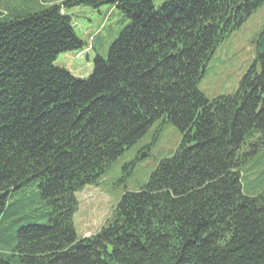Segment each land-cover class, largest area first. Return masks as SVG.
Instances as JSON below:
<instances>
[{"label":"trees","instance_id":"obj_1","mask_svg":"<svg viewBox=\"0 0 264 264\" xmlns=\"http://www.w3.org/2000/svg\"><path fill=\"white\" fill-rule=\"evenodd\" d=\"M16 1L0 11V264H264V189L246 194L240 170L247 139L264 143V53L234 93L198 88L264 0ZM102 4L129 23L77 78L54 63L86 44L67 9ZM161 117L182 133L174 154L79 237L77 192Z\"/></svg>","mask_w":264,"mask_h":264},{"label":"rangeland","instance_id":"obj_2","mask_svg":"<svg viewBox=\"0 0 264 264\" xmlns=\"http://www.w3.org/2000/svg\"><path fill=\"white\" fill-rule=\"evenodd\" d=\"M152 1L159 8L166 0ZM57 2L59 0H55ZM16 3V0H0V11L5 12L4 6L12 7ZM67 10L73 18L76 34L86 42L85 48L90 46L91 50L81 56L78 53L83 49L61 52L54 63L69 69L77 78L84 79L93 72L97 53L104 57L108 55L110 44L129 20L110 4L97 8L75 5ZM263 25L264 5L222 39L198 82V88L206 98L213 99L236 91L241 78L253 64L257 45L255 35ZM257 138L255 135L247 139L242 148V151L248 152L247 160L240 166L243 190L248 195L264 189V143L253 152ZM181 139L182 133L175 124L168 119L158 118L140 139L110 163L98 184L87 185L78 191V208L74 214L78 236L85 237L99 230L125 191L144 184L158 164L174 154ZM24 202L29 200L25 198ZM17 216L13 215L8 220ZM14 242L12 240L7 245Z\"/></svg>","mask_w":264,"mask_h":264},{"label":"flooded vegetation","instance_id":"obj_3","mask_svg":"<svg viewBox=\"0 0 264 264\" xmlns=\"http://www.w3.org/2000/svg\"><path fill=\"white\" fill-rule=\"evenodd\" d=\"M264 38V25L257 30L256 35H255V42L259 41Z\"/></svg>","mask_w":264,"mask_h":264},{"label":"water","instance_id":"obj_4","mask_svg":"<svg viewBox=\"0 0 264 264\" xmlns=\"http://www.w3.org/2000/svg\"><path fill=\"white\" fill-rule=\"evenodd\" d=\"M260 49L264 52V38L260 41Z\"/></svg>","mask_w":264,"mask_h":264}]
</instances>
